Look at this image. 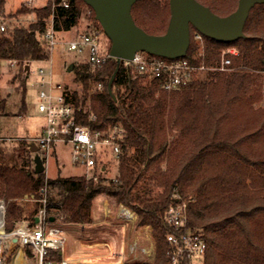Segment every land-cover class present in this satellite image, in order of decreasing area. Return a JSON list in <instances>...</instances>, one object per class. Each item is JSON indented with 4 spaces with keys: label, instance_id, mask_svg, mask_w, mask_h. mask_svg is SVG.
I'll list each match as a JSON object with an SVG mask.
<instances>
[{
    "label": "trees",
    "instance_id": "obj_1",
    "mask_svg": "<svg viewBox=\"0 0 264 264\" xmlns=\"http://www.w3.org/2000/svg\"><path fill=\"white\" fill-rule=\"evenodd\" d=\"M197 1L219 16L228 15L237 5V0ZM4 6L5 0H0L3 18L29 13L35 17L27 24H9L0 32V62L15 60L22 65L45 58L39 39L50 16L55 31H67L76 26L82 7L88 5L83 0H48L41 7L20 5L7 17ZM131 8L135 24L146 33L165 31L168 0H138ZM249 12L244 37L238 40L221 43L202 35L206 65H217L225 48L234 47L237 54L230 56L227 70L207 71L188 88L162 90L155 80L126 70L120 62L111 96L106 86L116 67L113 57L93 71L86 65L76 68L75 77L84 87L72 91L80 108L77 121L92 129L120 125L125 131L117 176L93 181L76 175H35L27 169L28 157L0 146L4 230L23 218L33 223L42 200L47 217L63 227L89 223L93 199L104 194L115 204L130 206L137 214V225H148L155 240L153 262L125 264H168L166 235L177 230L166 223L164 212L183 202L186 228L200 233L206 242L199 264H264V3ZM92 23L88 24L100 26L95 17ZM194 31L190 26L184 57L195 63L201 59ZM105 48L109 50L108 45ZM26 77L19 71L12 77L17 82L14 88L23 95ZM95 82L104 89L89 92ZM6 102L0 92V118ZM88 113L95 121L88 122ZM23 201L31 203L24 206ZM50 257L58 261L59 251H51Z\"/></svg>",
    "mask_w": 264,
    "mask_h": 264
},
{
    "label": "built area",
    "instance_id": "obj_2",
    "mask_svg": "<svg viewBox=\"0 0 264 264\" xmlns=\"http://www.w3.org/2000/svg\"><path fill=\"white\" fill-rule=\"evenodd\" d=\"M33 0H25V4H31ZM62 5L67 6L63 1ZM9 20L0 16V32L8 27ZM48 27L39 39L42 53L45 55L43 61H50L51 53L59 43L67 45L69 50H74L85 55L84 63L95 70L102 66L104 61L112 57L109 50H106L100 39L101 26L86 24L85 29L76 32L69 40H58L53 28L52 16L47 20ZM193 39L199 44L200 50L197 57L199 62H193L188 58H166L150 54L145 51H136L131 59H121L126 70L136 71L148 79L157 82L162 90L182 89L196 79L202 78L207 71H224L230 64V56L236 55L234 47H228L221 51L220 61L217 65H206L203 59V36L194 31ZM51 54V55H49ZM49 56V57H48ZM39 60V61H42ZM17 62L15 60H9ZM30 71V69L28 68ZM28 71V73H29ZM27 73V74H28ZM35 86L37 89L38 104L37 110L43 118V125L40 135L28 137L27 147L34 144L46 173L47 159L55 152L53 146L57 144L67 145L71 165L83 168L82 176L86 180L96 181L107 170L108 162H119L121 144L125 140V131L120 125H114L106 129H92L88 124L77 121V111L72 98V89L63 80L62 75H57L51 66H39L33 71ZM103 88L100 82H95L89 88V92L101 91ZM86 111L85 108L83 112ZM87 120L95 121L92 113L87 114ZM7 140L10 138L7 137ZM34 157V156H33ZM34 162L31 160V169L34 173ZM38 175L37 173H34ZM47 177V176H44ZM114 178V177H113ZM44 203V200H42ZM0 210L2 215V228L4 227L5 203L0 199ZM103 222L107 225L122 229L123 237L118 247L109 241L94 242V249L104 250L97 253L94 264H125L127 262L150 263L154 260L156 250L154 244L146 243L141 237L137 225V214L128 205L123 203H109L105 201L102 208ZM37 222L30 223L26 219L19 220L15 227L8 232L4 231L1 238L6 242L7 250L0 257L3 264H17L18 252L22 254V264H27L26 248L30 250L31 257L36 264H82L73 260L63 258V251L66 249L67 236L63 225L57 221H50L42 206L34 218ZM114 218L108 221V218ZM166 223L174 227L177 233H169L166 240L169 248L166 252L168 264H199L205 249L206 242L201 234L186 228L185 203L170 205L164 212ZM134 233L133 236H129ZM128 235V236H126ZM127 237V238H126ZM15 238V241L13 240ZM51 251H59L60 258L53 261L50 257ZM104 259V260H101Z\"/></svg>",
    "mask_w": 264,
    "mask_h": 264
},
{
    "label": "rangeland",
    "instance_id": "obj_3",
    "mask_svg": "<svg viewBox=\"0 0 264 264\" xmlns=\"http://www.w3.org/2000/svg\"><path fill=\"white\" fill-rule=\"evenodd\" d=\"M46 1L48 0H33L31 4L28 5L24 3L25 0H5L4 16L7 17L8 14L13 13L20 5H26L29 8L41 7L45 6ZM92 17H94V12L92 15L88 6H83L81 10V16L78 19L76 26L67 31H57L56 38H59L58 40L60 41L72 39L76 32L85 29L86 24L92 23ZM34 18V14L29 13L27 15H19L16 18L8 17L7 20H9V24H27V22H32ZM100 39L104 47L107 45L110 46V41L103 31L100 34ZM51 54H49L51 55L50 61L42 60L29 62L30 71L24 69L25 63L21 65L19 62H12L10 64L9 60H2L0 62V92L2 95H4L7 101L5 105V113L2 118H0V146L16 156H25L26 158L28 157L29 164L27 169L30 171H32L31 160L33 159L34 152H31L28 149L27 138L40 135V130L37 131V129L38 127H41L40 125L42 124V116L37 110V104L39 102L33 71L39 66H44L47 68L51 66L57 75L63 76V80L68 84L69 87H71L72 90H76L78 92H81L82 88L84 87H82V82L75 77L76 68H82L81 65H86L85 68L91 71V67L84 63L85 55L79 54L74 50H69L65 44H57ZM71 63L73 66H75V69L72 70V66L71 70H68V66ZM18 71L22 76L27 74L29 71L27 77L25 78L24 95L21 93V91H18L14 88L17 82L12 81V77ZM22 102H24L25 106L24 116L17 115V113H21L20 110L22 108ZM26 131L28 134H30V136H26ZM7 137L10 138V140H7ZM53 150L55 152H53V154L47 159L46 173H43V176L54 177L58 175V173L59 175L82 176L81 174L83 172V168L71 165L68 155V152L70 151L67 145H54ZM163 164L164 163H162V166H164ZM118 165L119 162H108L107 170L101 176L107 179L117 176L119 170ZM105 201L115 204L111 197L104 194L97 195L93 199L91 205V214L93 218L91 222L82 225H64V229L67 232L66 249L63 251L64 259L73 260L82 264H94V261L97 259L94 257L91 258V255L100 252L102 253L104 250L99 248L93 249L90 247V245L96 241H112L114 239L113 237L116 235V227L107 225L106 222L102 221V208ZM22 203L25 206L26 203L31 202L23 201ZM41 203L43 206L42 201ZM23 219L28 220V218ZM113 220L114 218H108V221ZM18 221L14 223L13 228ZM138 229L145 242L149 243L150 241L155 247V240L152 237L151 228L148 225H141ZM0 230H2V232H8L7 230H4V227L0 228ZM5 244L6 242L3 240L2 246L4 248L2 249L1 255L7 250ZM26 261L27 264H36L35 260L31 257V253L28 248H26ZM0 264L3 263L1 262ZM7 264H10V262Z\"/></svg>",
    "mask_w": 264,
    "mask_h": 264
},
{
    "label": "water",
    "instance_id": "obj_4",
    "mask_svg": "<svg viewBox=\"0 0 264 264\" xmlns=\"http://www.w3.org/2000/svg\"><path fill=\"white\" fill-rule=\"evenodd\" d=\"M94 12L104 34L110 41L109 55L116 61V67L107 81V91L112 96L111 84L121 59H131L136 51L166 58L183 57L189 44V27L202 35L217 41L229 43L244 37L243 27L250 9L264 0H237L236 8L225 16H219L197 0H168L169 19L161 34L146 33L135 24L131 7L138 0H83ZM72 63L68 70H71ZM28 70V65L25 67ZM36 151L34 144L29 147ZM34 173H41L44 166L38 155H34ZM53 221V217L49 218ZM37 222V218H34ZM15 241V238H13ZM17 264H22L18 252Z\"/></svg>",
    "mask_w": 264,
    "mask_h": 264
},
{
    "label": "crops",
    "instance_id": "obj_5",
    "mask_svg": "<svg viewBox=\"0 0 264 264\" xmlns=\"http://www.w3.org/2000/svg\"><path fill=\"white\" fill-rule=\"evenodd\" d=\"M59 32V31H58ZM31 62V61H30ZM28 65V68H30V66H29V62H27V63H25V65H24V69H26L25 67ZM26 76H27V74H26ZM20 112L21 113H17V115H22V116H24L25 115V108H21V110H20ZM43 118H42V124L40 125V126H42L43 125ZM41 129V127H38V129H37V131H39ZM40 132V131H39ZM26 133V136H30V134H28V132L26 131L25 132ZM24 133V134H25ZM59 174V173H58ZM61 176H71V175H61ZM93 217V216H92ZM116 230V232H115V234L116 235H114V239L112 240V241H109L111 244H113L115 247H118L119 246V243H120V241H121V239H122V237H123V232H122V229H120V228H116L115 229ZM113 234V233H112ZM134 235V233H131L129 236H133ZM126 236H128V235H126ZM128 236V237H129ZM127 238V237H126ZM90 247L91 248H93L94 249V242L90 245ZM94 255L95 254H93V255H91V258L92 257H94Z\"/></svg>",
    "mask_w": 264,
    "mask_h": 264
},
{
    "label": "bare ground",
    "instance_id": "obj_6",
    "mask_svg": "<svg viewBox=\"0 0 264 264\" xmlns=\"http://www.w3.org/2000/svg\"><path fill=\"white\" fill-rule=\"evenodd\" d=\"M2 215L3 214H1V210H0V228H2ZM2 235H4V231L2 232V230H0V257H1L2 249L4 248L2 246V244H3V239L1 238Z\"/></svg>",
    "mask_w": 264,
    "mask_h": 264
}]
</instances>
